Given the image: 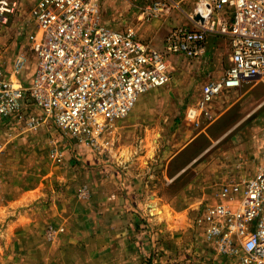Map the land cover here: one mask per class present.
Segmentation results:
<instances>
[{
  "label": "rangeland",
  "instance_id": "obj_1",
  "mask_svg": "<svg viewBox=\"0 0 264 264\" xmlns=\"http://www.w3.org/2000/svg\"><path fill=\"white\" fill-rule=\"evenodd\" d=\"M15 1L16 11L0 17L4 68L27 48L25 35L33 24L29 12L37 0ZM195 1L180 7L190 12ZM94 4L105 24L132 26L157 49L169 28L186 23L185 14L177 11L147 18L134 0ZM228 43L226 37L209 35L204 60L172 57L170 81L141 94L131 112L100 137L99 147L86 146L52 121L37 131H9L0 124V140L7 142L0 153V264H109L98 255L104 248L85 241L94 238L95 228L117 222L135 224L144 233V238L132 237L139 242L135 249L148 255V264L166 259L235 264L211 251L195 222L223 183L249 177L261 162L264 78L223 90L208 106L211 117L200 115L194 122L186 117L200 84L226 70ZM27 55L23 78L12 75L17 84L27 78L23 86L30 85L36 68V57ZM8 58L10 63H4ZM23 225L42 232H19ZM145 240L153 243L147 250ZM62 249L64 256L52 258Z\"/></svg>",
  "mask_w": 264,
  "mask_h": 264
},
{
  "label": "built area",
  "instance_id": "obj_2",
  "mask_svg": "<svg viewBox=\"0 0 264 264\" xmlns=\"http://www.w3.org/2000/svg\"><path fill=\"white\" fill-rule=\"evenodd\" d=\"M94 1L34 3L32 29L25 35L26 53L37 59L30 85L12 80L26 67L24 51L10 70L0 64L5 129L37 131L52 121L86 146L99 147L100 137L131 112L141 94L170 81L172 57L205 59L209 35L228 38L229 64L220 77L200 84L195 104L186 110L189 120L211 117L208 106L223 90L264 78V0H196L190 12L180 7L187 0H134L147 18L185 14L186 23L169 28L160 49L132 26L105 24ZM16 9L15 0H0L2 19ZM6 144L0 140V153ZM195 224L212 252L235 264H264V150L252 175L223 183Z\"/></svg>",
  "mask_w": 264,
  "mask_h": 264
},
{
  "label": "crops",
  "instance_id": "obj_3",
  "mask_svg": "<svg viewBox=\"0 0 264 264\" xmlns=\"http://www.w3.org/2000/svg\"><path fill=\"white\" fill-rule=\"evenodd\" d=\"M25 52H28L27 48H25ZM4 63H10L9 58H8V61L6 60V61H4ZM5 69L10 70V66H7V67L5 66ZM18 77H20V79L23 78L22 73L20 74V76L19 75L17 76V79H19ZM26 81H27V78L25 79V81H23V83H26ZM123 212H124V209H121L119 211V213H117L116 215L118 217H120V216L122 217ZM32 226H27V228H30V232H34L37 234L42 232V229H38L37 227H32ZM22 228H24V229L20 230L19 232H22V233H25L24 231L28 232L26 226L23 225ZM93 231L97 234H92V236L94 238H90V237L88 238L87 237V240L85 241V243H86V245H88L90 247L98 245L100 248H104L103 251L98 253V255L104 254L103 255L104 256L103 261L105 263H109V264H148V262H147V256L148 255L143 254V252L140 253L138 251L139 248L135 249V247L139 246V242L136 238L132 237L133 234L136 237L138 236L140 238L142 236V238H144V236H143L144 233L143 232L139 233V231L136 230V228H135V224H131V223L126 224V223H118L117 222L115 224L109 225L108 227L95 228V230H93ZM102 234H103V236H102ZM25 237H27V236H25ZM30 237H32V239H34L33 234H31ZM21 238H23V237H21ZM150 243L152 246L153 245L152 241H150ZM150 243L146 242V240H145V242L143 243V249L147 250L150 246L149 245ZM177 243H180V242L177 241ZM19 244L21 247H23V242L21 239L19 241ZM163 245H164V242H162V246ZM63 251L64 250L62 249L61 251L59 250L58 252H56V254L53 253L52 258L54 257V255L55 256H64L65 253H63ZM173 252H176V250H173ZM105 256H107V257H105ZM170 263H169V259H166L164 264H170ZM172 264H176V262H172ZM184 264H186V263H184Z\"/></svg>",
  "mask_w": 264,
  "mask_h": 264
},
{
  "label": "trees",
  "instance_id": "obj_4",
  "mask_svg": "<svg viewBox=\"0 0 264 264\" xmlns=\"http://www.w3.org/2000/svg\"><path fill=\"white\" fill-rule=\"evenodd\" d=\"M149 261H150V260L148 259V263H149ZM150 262H151V261H150ZM150 264H151V263H150Z\"/></svg>",
  "mask_w": 264,
  "mask_h": 264
},
{
  "label": "bare ground",
  "instance_id": "obj_5",
  "mask_svg": "<svg viewBox=\"0 0 264 264\" xmlns=\"http://www.w3.org/2000/svg\"><path fill=\"white\" fill-rule=\"evenodd\" d=\"M138 101V100H137ZM136 105V104H135ZM135 107V106H134ZM100 118H102V117H100Z\"/></svg>",
  "mask_w": 264,
  "mask_h": 264
}]
</instances>
